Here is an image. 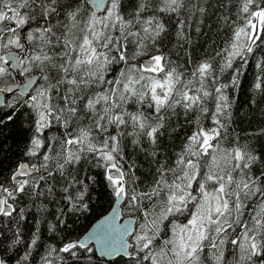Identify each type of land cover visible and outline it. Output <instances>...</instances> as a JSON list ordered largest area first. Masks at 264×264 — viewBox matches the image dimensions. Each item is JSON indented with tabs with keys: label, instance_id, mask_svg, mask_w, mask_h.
I'll list each match as a JSON object with an SVG mask.
<instances>
[{
	"label": "snow or ice",
	"instance_id": "obj_1",
	"mask_svg": "<svg viewBox=\"0 0 264 264\" xmlns=\"http://www.w3.org/2000/svg\"><path fill=\"white\" fill-rule=\"evenodd\" d=\"M213 15L225 35L195 59ZM261 49L264 0H0V218L57 204L36 264H264V127L241 136L230 97L252 58L264 98Z\"/></svg>",
	"mask_w": 264,
	"mask_h": 264
},
{
	"label": "trees",
	"instance_id": "obj_2",
	"mask_svg": "<svg viewBox=\"0 0 264 264\" xmlns=\"http://www.w3.org/2000/svg\"><path fill=\"white\" fill-rule=\"evenodd\" d=\"M219 25L216 22V16H211L206 20L205 25L202 28V34L197 36L195 32L192 33L194 43L190 49L193 57L199 59L200 56L205 54V51L211 53L213 50V41L219 42L224 32L219 31ZM171 47V45L169 46ZM181 57L183 52L178 53ZM177 51L173 50V58H176ZM256 57H264V49H261L255 53ZM240 71L243 75L240 76L241 87L233 89L230 93V97L233 102V119L235 120V128L241 136L247 137L252 131L264 127V98L257 96L256 103H251L253 99L252 82L258 72L255 67V60L249 58V64L247 66H241ZM172 127H176L175 120L172 121ZM175 136V134H173ZM183 136L181 131L178 136H175V142H180V137ZM4 137L7 146H10V151L4 160L5 172L10 167L9 161L15 162L19 157L20 150L23 148V135L19 123L15 126L9 125L4 129ZM173 138L167 133L162 139V144L165 148H171ZM19 145V147H17ZM255 147L258 152L264 153V137L255 140ZM142 164V170L147 172L148 163L140 157L138 161ZM58 204H62V201H57ZM17 208H23V218L19 211L14 214L10 219L8 217L0 218V258H10L9 264H16L15 258L17 254H22L26 250V245L30 242L33 234L39 230L41 247L36 251L34 255L33 264L39 260V254L43 252L44 245L55 242V236L48 231L49 222H55L54 211H58L57 204H49L48 210L43 211L40 208V201H37L35 205L31 203L27 198L17 203ZM108 208L106 200L97 201L94 206V212L88 216L87 219L80 217L76 221V229L80 233H85L86 230L99 218L100 215L105 214V209ZM13 246V242L17 241Z\"/></svg>",
	"mask_w": 264,
	"mask_h": 264
},
{
	"label": "water",
	"instance_id": "obj_3",
	"mask_svg": "<svg viewBox=\"0 0 264 264\" xmlns=\"http://www.w3.org/2000/svg\"><path fill=\"white\" fill-rule=\"evenodd\" d=\"M105 214H106V213H105ZM95 222H96V221H95ZM95 222H94V223H95ZM94 223H93V224H94ZM90 227H91V226H90ZM90 227H89V228H90ZM89 228H88V229H89ZM88 229H87V230H88ZM87 230H86V231H87Z\"/></svg>",
	"mask_w": 264,
	"mask_h": 264
}]
</instances>
